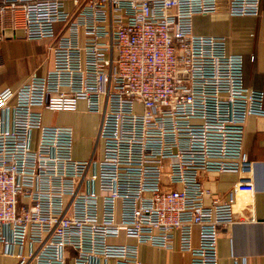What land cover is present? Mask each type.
<instances>
[{"label": "built area", "instance_id": "1", "mask_svg": "<svg viewBox=\"0 0 264 264\" xmlns=\"http://www.w3.org/2000/svg\"><path fill=\"white\" fill-rule=\"evenodd\" d=\"M260 0H0L27 40L48 39L51 67L0 89V258L12 264H144L137 245L218 264L236 197L254 192L245 121L264 91L243 81L223 36L196 15L257 16ZM96 117L92 153L73 157V125ZM36 141L33 146V133ZM100 153V154H97ZM238 175L225 197L202 175ZM253 220V217L249 218ZM196 234V242L193 237ZM120 236L135 244L114 242Z\"/></svg>", "mask_w": 264, "mask_h": 264}, {"label": "crops", "instance_id": "2", "mask_svg": "<svg viewBox=\"0 0 264 264\" xmlns=\"http://www.w3.org/2000/svg\"><path fill=\"white\" fill-rule=\"evenodd\" d=\"M257 16H229L224 13L213 15H196L193 21L201 20L195 34L223 36L226 38L227 51L240 54L243 59L244 85L251 89L264 91V0H260ZM193 25V23H192ZM194 32V31H193ZM23 41L34 44L41 60L32 72L21 80L7 77L4 67L7 60L14 58L13 44ZM48 39L27 40L21 29L12 27L10 13H0V89L17 88L30 75H44L51 67L48 50ZM44 45L45 50L40 47ZM40 48V49H39ZM3 66V67H2ZM85 104L79 103L78 113L44 111L45 124L73 125L77 131L73 144V157L87 158L93 146V130L96 117L84 114ZM47 114L57 116L56 121L45 119ZM55 122V123H54ZM244 149L252 166L254 192L236 197L233 209L237 220L221 229L217 241L218 264H264V116L251 115L245 121ZM83 138L86 144L83 143ZM78 143V144H76ZM86 146V150L81 148ZM100 154V153H97ZM202 183L218 196L225 197L231 187L238 181V175L231 172H210L202 175ZM253 217V220L249 218ZM196 242V234L193 237ZM114 242L135 244V240L120 236ZM174 248L168 250L149 244H138L137 255L144 264H191V256L187 252ZM9 258H0V264H12Z\"/></svg>", "mask_w": 264, "mask_h": 264}, {"label": "rangeland", "instance_id": "3", "mask_svg": "<svg viewBox=\"0 0 264 264\" xmlns=\"http://www.w3.org/2000/svg\"><path fill=\"white\" fill-rule=\"evenodd\" d=\"M201 23H202L201 20L196 19L195 21H193L192 30L194 31V33L197 30V27ZM12 48L14 50L15 56L11 60H7L4 63V67H6V70L8 71V74L6 75L7 77H11L13 80H21L22 78H24L25 76H27L29 73L32 72V69L41 60L42 56L37 55L36 53L37 49L34 44L29 45L28 43H25L23 41L14 43ZM40 48L43 50L46 49L44 45H42ZM51 116L52 114L50 115L46 113L45 119L50 118L52 121H56L57 116L56 115H54L53 117ZM35 141H36V131H34L33 133V146L35 144ZM83 143L86 144L84 138H83ZM92 146L93 144L90 147ZM81 148L86 150L85 145H81Z\"/></svg>", "mask_w": 264, "mask_h": 264}]
</instances>
